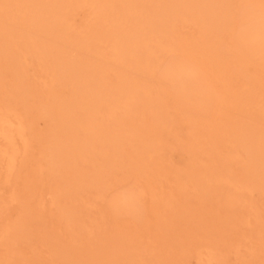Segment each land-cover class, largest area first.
<instances>
[{
    "label": "rangeland",
    "instance_id": "obj_1",
    "mask_svg": "<svg viewBox=\"0 0 264 264\" xmlns=\"http://www.w3.org/2000/svg\"><path fill=\"white\" fill-rule=\"evenodd\" d=\"M175 1L171 4L174 5ZM178 1L184 5L192 0H186L187 3L184 0ZM178 1V5L173 7L179 8L181 4ZM37 2L55 3L64 8V20L63 25L57 28V35L43 30V27H35L34 38L30 37L31 42L28 45L24 41L18 44V48L25 52V57L20 61L11 58L4 62L0 59V103H9L22 117L30 141V148L25 153L22 141L17 140L19 155L8 176L5 159H0V264H208L206 262L210 257H214L211 264H264V182L261 181L264 179V149L260 147L262 145L258 146L264 144L260 139L264 136V0H225V8V3L229 2L227 29L222 35L219 34L221 31L215 30L217 33H214L215 31L209 30L214 33L210 37L212 41L208 40L210 43L215 41L217 34L220 37L218 43L215 41L212 46L218 48L217 52L213 49V53L220 56L218 59L221 61L216 58L217 63H222L224 69L222 71L220 64L219 68L217 66L218 74L222 73L218 77L221 79L225 76V83H222L223 79L218 82L216 77L214 79L208 75L205 65L209 67L207 69L214 71L217 68L213 64L217 60L211 64L208 59L210 56L200 57L198 52L201 50L197 52L195 49L199 46L195 44V48H192L197 53L191 54L192 57L187 56L189 50L193 52L188 46H192L196 38L198 43L201 42L200 36L203 38L206 35L201 20L210 17V13L202 18L196 12L199 19L191 14L190 20H175L177 25L173 24L172 27L177 31H172V35H177L173 36L176 40L170 38L169 29L165 33L168 32L170 36L164 31L157 32L170 40L177 47L176 50L157 45L156 38L152 35L148 45L139 46L134 53L131 51L125 61L117 62L111 48L112 38H108L112 33L110 26L120 22L128 25V22L119 15L122 20L119 18L120 21L114 23L116 17L111 13L106 21L96 17L93 7L97 2L93 4L94 0H0V23L9 24L10 27L14 25V30L26 32L28 8ZM116 2L113 3L114 6L119 5L117 0ZM197 2L194 3L198 8L200 4ZM221 13V17L218 15L220 18ZM193 18L198 19L197 24L200 21L204 28L195 24ZM211 18H214V14L209 20ZM160 22L162 24L163 21H156L157 28H161ZM164 24L168 28L169 23ZM166 28L163 26L161 29ZM92 31L94 35L102 36L101 42L91 49L84 44L77 45L78 41L86 37L85 34ZM206 39H203L204 43L207 42ZM5 42L6 38L0 34V50ZM216 43L218 47L215 46ZM180 44H186L185 48ZM206 46L199 48H207ZM209 46L211 45L208 48ZM59 48L67 53L69 62L76 67L69 70L57 65L56 50ZM181 49L187 51V54L183 51L181 53ZM174 61L178 62L189 79L197 77L194 75L197 73L207 77L206 82L212 84L210 105L201 108L180 98V83L166 73V67ZM88 62L94 63L95 67L99 65L108 69L107 86H116L119 82L118 75L125 74L129 76L128 79L132 77V80H145L151 87V93L148 94L152 96L147 99L148 95L144 94L140 98L143 106H146L144 108H151L149 112L138 100L137 104H140L142 112L140 109L138 113L134 111L137 104L131 109L134 112L128 110L131 114L128 112L121 115L119 110L116 112L118 116H115H122V119L119 117L120 123L126 122V118V125L131 121V126L141 122H146L143 123L146 125L155 122V126H158L157 121L160 122L161 118L165 119L164 123L161 121L158 129L151 125L156 131L151 130L150 125H143L147 131L139 124L135 130L147 132L139 131L133 138L131 135L135 132L134 127L128 126L133 131L130 134L123 123L120 132L128 138L124 135L121 138L118 135L120 132L114 133L120 137H117L118 140L126 139L121 140V144L117 139L115 140L118 142L106 137L104 138L109 142L104 144L100 142L102 139L84 140L90 134L84 128L74 125L73 121L64 122L60 109L64 103L75 104L82 95L88 97L83 81L84 73L92 65ZM148 63L152 65L151 69L144 72L138 69H144ZM192 68L197 72H192ZM181 73L179 77L182 78ZM155 95L161 97L160 103V100L158 103L154 100ZM152 97L154 103L150 101ZM144 103L150 104L148 106ZM152 103L158 104V111L153 108ZM143 109L147 115L142 114ZM208 109L210 110L206 111ZM79 111L76 110L75 115H79ZM159 111L162 112L160 118L159 115H152L155 112L159 114ZM125 115L126 118L123 117ZM144 115L147 116L146 120L141 119ZM117 120L113 118L115 123L110 121V125L119 124ZM106 122L109 128H113ZM242 129L245 132L249 129L248 133L250 131L252 135L248 136L245 132L244 135L240 134ZM251 129L262 132L257 134ZM71 130L75 134L70 133ZM123 130L128 133H123ZM149 131L153 132L149 135ZM154 132L161 138V142H156L158 147L152 142L159 137ZM239 135L244 141L247 139L244 136H248L251 142L254 137L256 140L252 143L247 139L252 148L241 139L240 145ZM151 136L156 137H152L153 140L149 142L152 144L150 146L156 147V150L152 148L154 152L149 151L148 141ZM74 139L79 140L76 143L82 150L84 145H79L82 140L83 144L85 141L88 144L91 142L89 145L94 141L100 144L94 143L91 148L87 145L89 149L85 147V150L93 151L87 156L81 150V156L82 154L77 155V146L71 145L73 150L69 149L68 144L72 140L74 143ZM59 142H65L66 149ZM53 146L56 148L53 149ZM97 146L100 148L97 149ZM139 146L147 148L141 151ZM101 148L103 151L100 152ZM248 148L256 150L253 153L259 152L257 155L262 156L263 162L259 157V160H255L257 156L254 157L253 153H247L250 150ZM257 148L261 149V153ZM96 149L102 155H95ZM146 149L152 153L148 152V155ZM57 150L59 155L70 154V157L65 155L67 158L58 155L60 158L57 159L65 163L53 160ZM72 153L78 158L74 155L75 159ZM91 154L97 157L92 155V158ZM144 154L147 155L143 156ZM248 154L254 158H250ZM66 160L69 162L67 165ZM252 160L258 163L253 164ZM249 164H257L255 168L259 171H252L254 168H250ZM205 166L208 169L204 170ZM210 168L214 170L213 175H210ZM202 174L207 177L203 175L202 178ZM226 175L231 176V180ZM205 177L208 178L206 182ZM221 178L225 180L222 181L224 183L220 182ZM226 179L230 182L233 180L232 183L241 179L237 183L243 182L242 187L239 184L241 188H234L232 183H225ZM160 194L165 196L161 195L162 202L159 200L161 197L157 198ZM117 196H121V201H115ZM165 199L169 201H164ZM163 202H168L169 205Z\"/></svg>",
    "mask_w": 264,
    "mask_h": 264
},
{
    "label": "bare ground",
    "instance_id": "obj_2",
    "mask_svg": "<svg viewBox=\"0 0 264 264\" xmlns=\"http://www.w3.org/2000/svg\"><path fill=\"white\" fill-rule=\"evenodd\" d=\"M117 1H118V4H119L117 6H114L117 3L116 0H104V1L103 0H94V2H93V4L97 2V5L93 7L94 8V13L97 14L96 17L102 18L104 21H106V20L109 19V16H110L109 13H111V14L114 15V18L115 17L118 18V20L116 18L114 19V23H115V21L122 20L121 19L122 17L125 18L124 21L127 20V22H128L127 23L128 25L123 24V22L122 23L120 22V24H116L115 23V24L111 25V26H114V27H111L110 26V28L112 30V33H111V35L108 38H110V37L112 38L110 40L111 41V48H112V51H113L114 59L117 60V62H123V61H125L126 57L131 54V51H132V53H134V51L139 46L148 45V42L152 38L151 37L152 35L156 38V41L155 42H156L157 45L161 46L162 48H167L168 47L171 50H176L177 47H175V45L172 44L170 40H166V38H163V36L160 35L159 33H162V31H164V33H165L169 29V31H171L170 32L171 33V36L168 34V32L165 33V34L166 35L168 34L170 36V38H173V36L176 35V34L172 35L173 32L175 33V31H177V30H173V27H172L173 24H174L173 26H175V24H176V21L175 20H178L179 18L180 19L183 18L182 19V22H183L184 19L189 18V15H190L191 18H192V16H194L195 18H198V16H196V14H197L196 12H198V14L200 15V17H202L203 15H204L203 17H205V15L208 16L209 13H210L209 16L212 17L213 14H214L215 20H213L214 18L213 19L211 18L212 20H209L210 17H207V18L205 17L207 19V21H206L205 18L202 17L203 19L201 20V22L205 26V29L207 30L206 31L204 29L205 32H206V33L205 32L204 33L206 35L204 33L203 34L205 36H207V35H209V36L206 37L207 38L206 39L204 35H203L204 36L203 38H202V35H201L200 36L201 38H199V41L201 39V42H199V43H198V39L196 38V41H197L198 45H197L195 39L192 40V41H195L192 46H188V45H191L190 44L191 42L188 41V40L187 41L190 42V43H186L187 41L185 43L188 44L187 45L188 48L191 47L190 48L191 50H193L192 47L195 44H196V46H199V47H200V44L202 46L203 45L204 46L207 45L206 46L207 48L203 47L202 49H200L202 46L200 48L199 47L195 48V46H194V48L196 49L197 52L199 50H201L200 52H198L199 56L201 55L200 57H203L205 55H206V57L210 56V57H208V59H210L211 64H213V62H214V60L216 58L218 59L220 57L219 54L216 53L217 52L216 49H218V48L212 46V45H214V42L215 41H217V43H218L220 37L217 34V37L218 38L216 37L217 40L215 39V41H213V43H210L212 41V39L210 37L214 33H217L216 31H218V32L221 31L219 34L222 35V33L225 31V29H227L226 27L229 25V10L227 8V6H228L227 4H229V2L225 3L226 4V8H225V6L223 5L224 2H225V0L221 1L222 3L220 1H218V0H208V1L207 0H203V2H201V0L200 1L199 0H192V1H188V3H187V1L184 0L185 3H187V4H184V5L182 3H180L178 0H176V1L179 2V4H181L179 6V8L177 7L178 8L177 9L176 7H173L176 4L178 5V3H176V1H175V3H173L174 5L171 4L174 0L173 1H171V0H117ZM184 1H182V2L184 3ZM197 1H199V2H197ZM228 1H230V0H228ZM80 2H79V4H81ZM82 2H85V0H82ZM99 2H101V3L98 4ZM194 2L195 3L197 2L198 5L200 4V6L197 8V5H195ZM113 3H115V4H113ZM220 3H221V5H219ZM218 5L221 6L220 7L221 9L219 8ZM222 5L224 6L223 8L226 9L225 10L226 12L224 11L225 12V15L223 14L224 12L221 13L222 10H223ZM173 8H176V9L174 10ZM63 9L60 8L58 5H56L55 3H42V4L39 3L38 4V2H37V3L31 4L30 7L28 8V10H29L28 11L29 18L25 22V24L28 27V30L26 32H24L23 30H14V29H16V28H12L14 25H11V27H10V26H8L9 24L5 25L4 23H2V24L0 23V34H1V36L3 38H6V42H5L4 46H3V49L0 50V59H2L4 62H6V61H8L11 58H15V60H17V61H20V59L24 58L25 57V52H22L21 49L18 48V44L21 43V41H24V44L25 45H28L29 42H31L30 37H31V39L34 38L33 31H34V28L37 27V26L43 27V30L53 32V33H55L57 35V33H58L57 28L58 27H61L63 25V20H64V16H63V13H62V10ZM217 9H220V10H217ZM209 11H211V12L214 11L216 13H211ZM194 12H195V14H194ZM220 13L222 14V18H220L221 17ZM115 14L116 15L118 14V15L116 16ZM191 14H192V16H191ZM119 15H122V17L121 18L118 17ZM216 15L217 16L219 15L220 17L219 16L217 17ZM223 15H224V17H223ZM119 18H120V20H119ZM195 18H193V20ZM180 19H179V21H180ZM198 19H195L193 22L194 23L196 22L195 24H197ZM112 20H113V18H112ZM157 20L163 21L162 24H161V22L159 23L160 26H161V28H163V26L166 28V26H165L164 23H166V25L169 23L167 25L168 28H166V30L165 29L162 30L160 27L157 28L158 24H156L157 26H155V23H156ZM170 20L173 23H171ZM189 20H190V18H189ZM191 21H192V19H191ZM130 22H132V23H130ZM201 22L199 21V23L197 25H200ZM111 23H112V21H111ZM129 23H130L131 26L129 25ZM170 23H171V26H170ZM203 25H200V26L204 28ZM209 30L210 31L212 30L213 32L215 30L216 31L214 33H210ZM18 32H20V33L18 34ZM157 32H159V33H157ZM24 33H26V35H24ZM155 33H157V34H155ZM85 35H86V37L83 40L78 41L77 42V45L81 46V45L84 44V45L88 46L89 49H91V48H93L92 46H94L96 43L102 41V36L100 34L94 35L93 34V31L90 32V33H87ZM161 38H163V40L165 39V41H163ZM173 39L176 40L175 37ZM203 39L204 40L206 39L207 42L204 43V40ZM178 40H180V39H178ZM208 40L209 41L211 40V41L209 42ZM179 43H182V42L180 41ZM207 43H209L211 45V46H209V48H208V45L209 44H207ZM217 43H216L215 46L218 47V44ZM183 44H184V42H183ZM183 44L182 45L180 44V45L185 48L186 44H185V46ZM204 49H206V50H204ZM213 49L216 51V52L215 51L214 52L217 55H215L213 53ZM62 50H61V48H59V50L58 49L56 50V59L58 61L57 62V65H59L62 69H69V70L71 68H73V67H76L75 64L69 62V60L67 58V56H68L67 53L65 54L64 51H62ZM187 50H189V49H187ZM207 50H209L208 51L209 53L211 52L210 53L211 55H209L208 52H206L204 54V52L207 51ZM180 51H181V53L183 51L184 54L185 53L187 54V51L184 52V49H181ZM196 51L193 50V52H192V51L189 50L190 53L187 56L192 57L191 54L197 53ZM201 52H202V54H200ZM195 55H193V56H195ZM212 57H213V59H211ZM218 60L221 61V59H218ZM218 60L215 62L216 64L215 63L213 64V65H216L215 68H217V66L220 64V63L219 64L217 63ZM202 61L200 63L201 64L203 63L202 65H205L204 64L205 60H204V62H202ZM207 61H209V60H207ZM90 63L92 65L94 64L92 62H90ZM90 63L88 62V64H90ZM88 64L86 63L85 65H87V67H88ZM211 64L208 65V66H211ZM92 65H91V67H88L89 68L88 69V72H87L88 74L85 72L86 74L84 73L85 76L83 77V81L85 83L86 93H87V96L88 97L86 98V97H84L82 95V96H80V98L78 99V101L75 102V104H71V103H64V104H62V107L60 109V111H61L60 114L63 112L62 115H61V118H62V120L64 122L73 121L74 125H76L77 127L79 126L81 128H84L90 134V137L89 138L84 139L86 141L87 140L88 141L89 140L90 141H92V140L98 141V140L102 139V140H100V142L101 143L103 142V144L106 143V142H109V141H106V139L104 137H106L107 139H114V141H117L118 139H120V137L118 135H120V136L121 135H124L125 136V134H122L120 132V130L122 129V124L125 123V126L128 127V126H131L132 123H130L131 122V121H129L130 117H128L129 118L128 121H129L130 124L128 123V125H126V122H127V120H126L127 118L126 117H127L128 114L125 115V116H123V117L126 118V119H124L126 122H123V120H121L122 119L121 118L122 116L121 117L119 116L121 118L120 119L121 122H123V123H120L119 117L117 118L115 116V115H117L116 112L120 110L121 111V115H124V114H126L128 112H129V114H131L135 110L138 113L139 112L138 109H140V111L142 112L141 108H139V105L142 104L141 101H140V98L142 99V96H144V94H147L148 95L147 96V99H149L152 96L151 94H150L151 96H149V94H148L150 92L149 90L151 89V87H149V85H147V83H148L147 81H146L147 82L146 83L145 80L143 81V80L138 79V78L132 80L131 79L132 77L130 79H128L129 76H127L125 74L118 75L119 82H118V84L116 86H107V84H109L108 77H107V74H106L107 71H108V69L106 67L104 68V67H101L99 65H97L96 67L93 65L94 67H92ZM151 68H152V65L150 63L146 64L144 66V69L141 68V67H138V69L141 70V71L143 70V72L145 70L147 71L148 69H151ZM207 68H209V67H206V65H205V68L204 69L207 71L208 75L209 76L211 75L212 78L216 77L217 79H215V78L214 79L218 81L220 79L218 77L220 75V74H218L219 71H217L218 68H219V66L214 71H213V69H212V71H210V69H207ZM223 69L224 68L222 66V71H223ZM85 70H87V69H84V71ZM98 71H100L101 73L98 72ZM166 71H167L166 72L167 73V76H169L173 80H178V82L180 83V85H181V86H179L180 98L185 99L188 102L190 101L192 103V105L195 104V105H197V106H199L201 108H204L207 104H209L211 102L212 93L210 91V88H212V87H210V85H212V84L206 82V78L207 77H202L200 74L197 73V74H194V75H197V77H195L193 79L192 78L189 79L188 76L185 73H183V69L180 67V65L178 64L177 61H174L173 63L169 64L166 67ZM180 72H182L181 73L182 78L179 77L180 76ZM192 72H197V71H196V69L192 68ZM221 75H222V73H221ZM221 75H220V77H221ZM222 77L223 78H221L220 80L223 79L222 83L223 82L225 83L226 82V80L224 79L225 76H222ZM218 82H220V81H218ZM211 83H212V81H211ZM213 89H214V87H213ZM223 95H224V92H223ZM156 97H158V95H155L154 96V100L157 101V103H158V100H160L161 97L159 96L158 99H156ZM220 98H222V96ZM223 98H224V96H223ZM152 99H153V97L150 99L151 102H153ZM137 101L140 103V104L138 103L139 105L137 104ZM144 101H146V100H144ZM160 102H161V100L159 101V103ZM135 104L138 105V107L136 105L137 109H134ZM148 104H150V103H148ZM148 104L144 103V105H148ZM153 105H150V106H153ZM156 105H158V104H156ZM156 105H154V106H156ZM142 106H143V104H142ZM154 106H153V108H156L157 111H158V107L157 106L154 107ZM160 106L162 107L161 104H160ZM144 107H146V106H143V108ZM210 107H212V106H209V108ZM147 108H144V109H147ZM192 108H194V107H192ZM131 109H134V111H131ZM144 109H143V112L144 113H142V114H146V110H144ZM76 110H80L82 113L79 111L80 114L77 112L79 115H75L76 114ZM128 110H130L131 113ZM149 110H148V112H149ZM152 110H153V112L155 111L154 109H152ZM209 110L210 109H208L206 111H209ZM69 111L71 113L73 112L74 114L73 115L70 114ZM161 113L162 112H160L158 114V112L157 113L155 112L154 114L152 113V115H155V116L156 115L157 116L159 115V118H160L161 117ZM146 115L141 116L142 117L141 119L146 120V117H147ZM152 115L150 116L151 117V121H152ZM162 115H164V114H162ZM113 118H114V120H117L118 119L116 122L119 121V124L121 125V127H120L119 124H117L119 126H117L116 124L114 125L115 122L112 121ZM115 118H117V119H115ZM155 118H157V117H155ZM107 119H110V121L114 122L113 125H110V123H112V122H110ZM161 119H162L161 121H163V120L165 121V119H163V118H161ZM104 120H105V122L108 121L109 125L111 127H113V128H109V126H107V124H106L107 122L105 123ZM133 120H134V118H133ZM140 120H138V121L141 122ZM153 120H155V119L153 118ZM149 121H150V119H149ZM164 121H163V123H164ZM157 122H158V126H159L160 122L159 121H157ZM143 123H146V122H141V124L140 123H134V124H138V125H134V126L132 125L134 127V130L133 131H135V132L131 131L132 130V128H131L132 126L130 127L131 130L128 127V129L130 131V134H131V132H133L132 135H131L132 138H133V136L138 135L139 131L141 133H142V131H146V130H142L141 131L140 129H138L136 131L135 128L137 129V126H139V124L142 127H143V125H144V127H147V125H150V129L155 126V122L153 124H147V125L146 124H143ZM151 125H153V126L151 127ZM114 126L116 128H118V131H116L117 129L114 128ZM158 126H155V127L158 129L159 128ZM143 128H141V129H143ZM154 128H152L151 130H155ZM113 129H115V130H113ZM144 129H147V128H144ZM26 130H27V127H26V124L23 121L22 117L13 110L12 106L9 103L1 102L0 103V159L1 160L2 159H5V169H6L7 176L9 175V173L12 171L13 167L15 166L16 161H17V158H18V155H19L18 154V141L17 140H21L22 141V147H23V150H24L25 153H27V151L30 148V141H29V139L27 137ZM73 130L75 131V129H73ZM73 130H71L70 133L75 134L74 132H72ZM248 130L249 129H247L246 132H245L242 129V132L240 134H242L243 132H245L246 135L251 136L252 133L249 131V133H251V134H249L248 133ZM253 130L254 129H251L252 132H254V131L257 132L256 130H254V131ZM147 131H148V129H147ZM150 131H149V135H150V133L153 132V131L152 132H150ZM116 132H118V133L120 132V134H118L116 136L115 135V134H117ZM261 132L258 131L257 134H259ZM123 133H128V132L127 131H124ZM245 133H243V135ZM262 133L264 134V132H262ZM130 134H128V135L130 136ZM144 134H147V133H144ZM155 134H153V135H155ZM246 135L244 137H247V139H248V136H246ZM254 135H255V133H253V136ZM71 136H73V135H71ZM111 136H113V137L116 136V137L112 138ZM158 136L156 134V137H158ZM261 136H262V134L258 137V139ZM108 137H111V138H108ZM117 137H118V139H117ZM152 137H153V139H156L155 136H151V140L150 141L146 140V141H148V144H149V142L151 143V141L153 140ZM239 137H240V135H239ZM262 137L264 138V136H262ZM121 138H122V136H121ZM125 138H128V137L125 136ZM125 138L124 139H121V140L122 141L123 140H126ZM241 138L242 137L239 138V141H240ZM263 138H260V139H262V141L264 143V139ZM115 139H117V140H115ZM247 139H246V141H244L243 139H241V141L243 143H245V145L247 144V146L251 147L250 144H248V142H247L249 139L248 140ZM252 139L254 140L255 138L253 137ZM84 140H82V141L80 140L81 143H79V145H81V146L84 145L83 146L84 147V149H83L84 152H83V150L81 148H79L78 143H76V142H79V140L77 141V139H74V141H75L74 143H73V140H72V143L73 144L72 143L70 144V142H69L68 145L70 146V148H69V146L67 148H69L71 150L72 149L71 148L72 146H77L78 148L76 150H77V152L79 151V153H77V155L78 154L81 155L82 153H84V154L87 153V156H88V153L89 152H92L93 150H91V151L89 150V152H88V149L89 148L87 147V145H89L91 142H89V144H88L85 141L84 144H83V141ZM121 140H118L119 142L118 141L117 142L121 144V142H122ZM156 140L157 141H155V140L152 141V142H155L154 143L155 145L157 144L156 142H158V143L161 142L160 136ZM253 140H252V142H253ZM95 141H94V143H95ZM110 141L114 142L113 140H110ZM241 141H240V145L242 144ZM249 141H250V143H252L251 142V139ZM258 141H260V140H258ZM262 141H260V142L262 143ZM54 143H56V142H54ZM59 143H61V142H59ZM64 143L62 145L65 146L63 148L66 149V146L67 145H65ZM94 143H92L93 146H94ZM95 144H97V143H95ZM99 144H97V145H99ZM254 144H256V143L254 142ZM257 144H258V142H257ZM56 145H58L59 147H61L59 144H56ZM91 145H89L90 148H91ZM150 145H152V144H149V146ZM245 145L243 144L244 148L247 150V147ZM259 145H262L260 147H262L264 149V144H258V146ZM55 146H53V149H54ZM58 146H56V147H58ZM156 146L158 147L159 144L156 145ZM85 147L88 148V149L85 150L86 149ZM147 147H148V145H147ZM147 147H140L139 146L138 148H140V150L143 151L144 148H147ZM63 148H62V150H63ZM99 148L100 147L97 146V149H99ZM152 148H155V150H156V147H154V145H153V146H150L149 151L152 150V152H154V149H152ZM251 148H248V149H250V150H248V152L246 150L245 151L247 153L250 152L251 154L256 151L254 149L252 150ZM53 149H52V151H53ZM69 149H68V151H69ZM78 149H80V150H78ZM97 149H96V152H94L95 155L97 153H98L97 156L98 155H102V153H99V150L97 152ZM257 149H259V148H257ZM147 150L148 149H146V153L148 155H149V153L150 154L152 153V152H149ZM260 150L261 149H259V151ZM54 151H56V149ZM80 151L82 153H80ZM85 151H87V152H85ZM101 151H103L102 148L100 149V152ZM138 151H139V149H138ZM74 152L76 153V151H74ZM75 153H72V155L74 156ZM257 153H259V152H257ZM257 153H253L252 154L254 157L257 156L255 158L252 155H251L252 157H250V154H248V156L250 158H254L255 160H256V158H257V160H259L258 159V157H259V158H261L260 161L263 162V158L264 157L262 158V156L261 157L258 156L259 154L257 155ZM260 153H261V151H260ZM263 153L264 152L262 151V154ZM139 154H141V153H139ZM147 154H144L143 156H146ZM58 155H59V152L57 150V154L55 155L56 157L53 160H56L57 158H60L63 155L65 156L66 154H63V155L61 154V155H59L60 157ZM67 155L69 156L70 154H67ZM77 155H75V156H77ZM92 155L93 154H91V156ZM66 156H65V158H67ZM81 156H83V154ZM93 156H92V158L95 157V156L94 157ZM71 158H69V160H71ZM77 158H78V156H77ZM77 158L75 157V159H77ZM73 160L74 159L72 158L71 161H73ZM96 160H98V159H96ZM56 161L60 162L61 160L57 159ZM56 161H55V163H56ZM250 161H251V159L248 162L250 163ZM253 161L254 160H252V162H251L253 164L255 162H257V161H255V162H253ZM61 162H63V161H61ZM111 162H113V161L111 160ZM111 162L109 161L110 164H112ZM55 163H52V164L55 165ZM63 163H65V162H63ZM67 163H69V162H67V160H66V165H67ZM107 164H108V162H107ZM253 164L251 166L249 164V167L250 168H254V169H252V171H254V172L259 171L258 169L256 170V168H255V165L257 166V164H255L254 166H253ZM259 167H260V165H259ZM262 168L260 170H262ZM206 169H208V168L205 166V169L204 170H206ZM201 170L204 173V170L203 169H201ZM201 170H199L200 172L198 173L200 177H201V174H200L201 173ZM213 171L214 170L211 169V173L212 174H210V175H213L214 174ZM262 171L264 172V170H262ZM207 174H208L207 176H210L209 173H207ZM203 175L206 176V174H202V178H203ZM226 176H228V175H226ZM206 177L204 178L205 179V182H206V179H208ZM230 177L231 176H228L227 179L228 178L230 179ZM227 179H226V181H227ZM199 180H202V179L200 178ZM230 180H228L229 182L227 181L225 183H227V184L228 183H232V181L234 180V178H233V180L231 182H230ZM217 181H219V178H217ZM222 181H225V180H223L221 178L220 182L221 183H224ZM235 181L232 183L233 186H234V188L235 187L238 188L240 185L242 187V184H243L242 181H241L242 183H239L240 185L237 183V182H239L237 179ZM261 181L264 182V179L261 180ZM199 182L201 183V181H199ZM262 186H263V184L261 185V187ZM241 187H239V188H241ZM249 189H251V188H249ZM161 195L164 196L163 194H160L159 197L157 195L156 196L159 199L161 197ZM117 197L115 198V201L116 202L117 201H121V196H117ZM161 199H163V197H161L159 200H161ZM167 200L165 199L164 201H167ZM161 202H162V200H161ZM163 203L169 205L168 202H163ZM213 258L210 257V259H208V262H206V263L211 264Z\"/></svg>",
    "mask_w": 264,
    "mask_h": 264
}]
</instances>
